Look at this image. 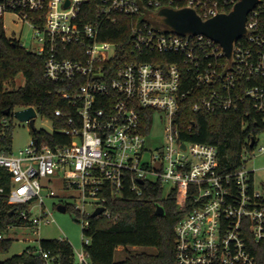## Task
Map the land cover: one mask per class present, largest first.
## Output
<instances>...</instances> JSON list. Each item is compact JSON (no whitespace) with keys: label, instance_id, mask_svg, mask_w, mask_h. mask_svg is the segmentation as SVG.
Listing matches in <instances>:
<instances>
[{"label":"built area","instance_id":"built-area-1","mask_svg":"<svg viewBox=\"0 0 264 264\" xmlns=\"http://www.w3.org/2000/svg\"><path fill=\"white\" fill-rule=\"evenodd\" d=\"M238 1L100 0L96 16L84 22L80 14L89 0H0L4 31L8 14L30 24L37 45L29 50L45 58V76L64 86L59 93L68 104L55 109L67 126L50 133L70 137L69 143L32 138L17 156L0 149V168L9 175L7 201L27 207L17 210L19 226L39 233L40 225L53 221L45 199L57 192L43 178L57 175L75 191L84 247L55 252L41 239L28 252L43 264H92L93 212L105 207L98 216L110 218V199L139 197L146 183L159 184L184 211L175 226L177 264H259L254 250L264 243V179L257 181L248 162L264 131V0L249 11L247 31L233 42L230 56L209 36L179 33L160 20L164 8H190L206 20L229 13ZM121 17L130 18L126 61L118 59L122 44L102 38L111 24L125 22ZM194 92L196 111L242 109L252 117L258 132L248 139L254 145L244 149L238 169L223 171L213 144L181 137L178 114ZM159 114L166 141L150 149L146 137Z\"/></svg>","mask_w":264,"mask_h":264},{"label":"trees","instance_id":"trees-1","mask_svg":"<svg viewBox=\"0 0 264 264\" xmlns=\"http://www.w3.org/2000/svg\"><path fill=\"white\" fill-rule=\"evenodd\" d=\"M100 0H89L80 18L84 22L91 21L98 12ZM123 24L110 25V30L102 34L103 39L118 41L120 44L118 59H129L127 50L129 36V17ZM0 18V149L12 152L13 124L9 117L14 111L27 107H35L44 118L52 121L56 128L66 127V122L55 115V109H67V102L60 97L64 86L48 80L44 73L45 58L28 49L20 41L6 34ZM23 74L25 83L16 87L17 77ZM188 85L192 77L187 75ZM182 103L178 114L177 126L181 137L193 141L209 143L216 146L220 167L223 171H233L241 166V155L244 149H251L247 143L251 136H256L258 128L252 123V117H245L242 109L238 111L194 110L199 102L198 92H194ZM11 113L5 115V110ZM7 122L4 123V120ZM248 119L249 124L244 123ZM33 138L44 140L50 145L57 142L69 143L70 137L45 130L33 129ZM6 192L0 193V235L19 226L22 221L17 217L18 207L7 201L9 175L0 168V187ZM107 209L111 217L105 215L92 217L89 231L92 237L88 252L92 264H177L175 260V226L184 211L180 210L174 197H164V190L159 184H145L141 196L130 194L128 197L110 199ZM65 203L64 200H62ZM66 209H70L65 203ZM164 208L162 215H157V206ZM16 209L12 213V211ZM44 248L66 254L72 251L70 243L58 239H42ZM12 240L0 238V253L9 251ZM148 247L153 250L133 252L131 248ZM254 250L259 264H264V243H257ZM122 248L126 252L123 260H116L115 255ZM29 247L21 254L0 260V264H43L40 256L28 252Z\"/></svg>","mask_w":264,"mask_h":264},{"label":"rangeland","instance_id":"rangeland-1","mask_svg":"<svg viewBox=\"0 0 264 264\" xmlns=\"http://www.w3.org/2000/svg\"><path fill=\"white\" fill-rule=\"evenodd\" d=\"M16 17L8 14L4 18V23L8 35H15L20 39L22 45L26 49H33L37 45V41L34 38V30L30 24H23L21 22H15ZM25 83V76L20 74L16 79V87H21ZM9 122L13 124V146L12 152L14 155H19L21 149H24L33 138V128L29 121H22L16 116L9 117ZM165 120L161 119V114L156 115L149 133L146 137L147 147L150 149H158L165 143ZM36 130H45L52 132L54 129L53 123L44 118L40 113L35 117ZM257 136V147L254 150V156L248 162V167L255 169L257 181L264 179V151H260L261 147H264V131H261ZM64 181L59 176H49L43 178L42 183L46 187L52 186L56 192L55 197H46L45 203L49 212H52L53 221L49 224H42L39 226V233H35L33 227L14 226L4 233V237L12 240V245L8 252L0 253V260H4L12 257L13 255L21 254L26 248H39V241L41 239H58L60 237L67 238L72 245L73 250L78 252L84 247V237L82 220L74 208V194L75 191L66 188ZM46 195V191H43ZM69 204L70 209L66 212H61L57 209V206L62 202ZM64 203V204H65ZM133 252H141L147 250H153L148 247H134L131 248ZM126 252L120 248L117 251L116 260H123L126 257Z\"/></svg>","mask_w":264,"mask_h":264},{"label":"water","instance_id":"water-1","mask_svg":"<svg viewBox=\"0 0 264 264\" xmlns=\"http://www.w3.org/2000/svg\"><path fill=\"white\" fill-rule=\"evenodd\" d=\"M69 1H67L68 3ZM257 0H239L234 9L229 13L218 14L209 19H202L193 9L183 8L179 10L164 8L160 11V20L167 25L175 28L179 33H203L212 40L219 42L228 56L231 54L232 45L235 40L241 37L246 30V20L249 11L256 5ZM5 115L11 113L10 109L5 110ZM14 116L22 121H29L31 127L35 128V117L37 110L35 107H27L14 111ZM252 138L251 146L254 145ZM185 147V145H184ZM143 183V181H140ZM61 212H66V205L61 203L57 206ZM105 210V207L97 208L92 216L96 217ZM13 213V211H12ZM157 215L164 213L161 205L157 206Z\"/></svg>","mask_w":264,"mask_h":264}]
</instances>
